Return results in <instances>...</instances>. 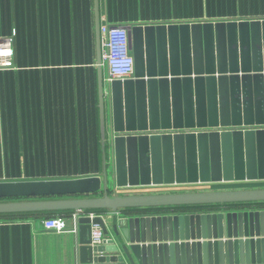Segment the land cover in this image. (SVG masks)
<instances>
[{"label": "water", "instance_id": "obj_1", "mask_svg": "<svg viewBox=\"0 0 264 264\" xmlns=\"http://www.w3.org/2000/svg\"><path fill=\"white\" fill-rule=\"evenodd\" d=\"M95 11L101 131L114 164L99 176L0 182V214L103 211L76 223L78 264H264V187L121 194L264 185V19L123 25L135 73L106 97L99 0ZM156 207L186 212L113 215Z\"/></svg>", "mask_w": 264, "mask_h": 264}, {"label": "crops", "instance_id": "obj_2", "mask_svg": "<svg viewBox=\"0 0 264 264\" xmlns=\"http://www.w3.org/2000/svg\"><path fill=\"white\" fill-rule=\"evenodd\" d=\"M244 19H264V0H99L100 28ZM13 32L15 69L0 70V182L110 171L114 154L101 131L95 0H0V38ZM102 72L104 79L103 66ZM184 212L131 208L113 215L127 220ZM48 216L0 214V264H78L76 234L44 229Z\"/></svg>", "mask_w": 264, "mask_h": 264}, {"label": "built area", "instance_id": "obj_3", "mask_svg": "<svg viewBox=\"0 0 264 264\" xmlns=\"http://www.w3.org/2000/svg\"><path fill=\"white\" fill-rule=\"evenodd\" d=\"M102 66L106 67L105 84L106 97L108 85L115 80H126L134 77L135 60L130 47L129 33L123 25L105 23L100 28ZM15 32L10 37L0 38V70L5 68L15 69L14 42ZM215 187V186H213ZM100 212L95 210L78 209L70 213V216H50L42 221L44 229L54 232L76 233V223L81 216L94 218ZM72 224H70V222ZM104 240L103 232L98 225L92 230L93 244H101Z\"/></svg>", "mask_w": 264, "mask_h": 264}, {"label": "rangeland", "instance_id": "obj_4", "mask_svg": "<svg viewBox=\"0 0 264 264\" xmlns=\"http://www.w3.org/2000/svg\"><path fill=\"white\" fill-rule=\"evenodd\" d=\"M104 73H106V67L103 66ZM106 75V74H105ZM229 186L231 188H229ZM215 189H234V188H254V187H264L263 184H235V185H216ZM211 190L214 188H196V187H176V188H168V189H158V188H138V189H130V190H122L121 194L127 193H146V192H183V191H195V190Z\"/></svg>", "mask_w": 264, "mask_h": 264}, {"label": "trees", "instance_id": "obj_5", "mask_svg": "<svg viewBox=\"0 0 264 264\" xmlns=\"http://www.w3.org/2000/svg\"><path fill=\"white\" fill-rule=\"evenodd\" d=\"M95 211L99 212V210H95ZM65 212L66 211H50V212H45V213H47L49 215L48 217H50V216H53V215H56V214H59V213H65Z\"/></svg>", "mask_w": 264, "mask_h": 264}]
</instances>
